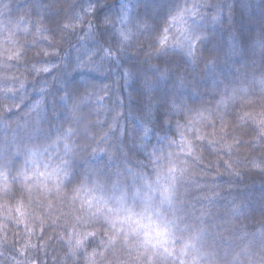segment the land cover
<instances>
[{
	"label": "trees",
	"instance_id": "trees-1",
	"mask_svg": "<svg viewBox=\"0 0 264 264\" xmlns=\"http://www.w3.org/2000/svg\"><path fill=\"white\" fill-rule=\"evenodd\" d=\"M184 2L0 0V264H57V250L41 241L17 251L28 237L9 208L29 161L62 152L127 179L178 169L183 208L222 243L264 239V137L238 122L242 94L217 64L178 69L186 50L160 54L145 32L148 8L167 15ZM198 3L210 37L194 45L197 63L201 49L209 59L234 53L240 13L264 8V0ZM179 16L168 35L180 42L193 22Z\"/></svg>",
	"mask_w": 264,
	"mask_h": 264
},
{
	"label": "clouds",
	"instance_id": "clouds-1",
	"mask_svg": "<svg viewBox=\"0 0 264 264\" xmlns=\"http://www.w3.org/2000/svg\"><path fill=\"white\" fill-rule=\"evenodd\" d=\"M202 6L185 0L167 15L163 6L154 15L148 8L145 32L153 35L160 54L184 51L175 34L168 35L181 13L193 22L194 36L206 37L202 41L210 37L199 25ZM231 32L237 42L234 53L223 51L209 59L210 51L201 49L198 63L194 53L177 56V68L195 72L197 64H217L226 86L242 94L238 122L264 137V8L241 12ZM199 100L195 94L187 96L190 104ZM159 120L168 126L164 114ZM29 162L9 208L28 237L17 249L21 255L41 241L57 250V264H264V239L224 244L183 208V173L178 169L127 179L90 171L70 152Z\"/></svg>",
	"mask_w": 264,
	"mask_h": 264
},
{
	"label": "snow or ice",
	"instance_id": "snow-or-ice-1",
	"mask_svg": "<svg viewBox=\"0 0 264 264\" xmlns=\"http://www.w3.org/2000/svg\"><path fill=\"white\" fill-rule=\"evenodd\" d=\"M125 18H126V13H125ZM182 19V16H177L175 20H180ZM125 39L128 38L127 35L124 36ZM203 39H206V37L202 36H194L191 32H185L183 34V39L180 41L181 46L186 50L187 54L191 56L194 52V45L196 44L197 41H202ZM167 40V36L163 37L161 40V43H164Z\"/></svg>",
	"mask_w": 264,
	"mask_h": 264
},
{
	"label": "rangeland",
	"instance_id": "rangeland-1",
	"mask_svg": "<svg viewBox=\"0 0 264 264\" xmlns=\"http://www.w3.org/2000/svg\"><path fill=\"white\" fill-rule=\"evenodd\" d=\"M128 2H129V0H122L123 7H125V8L129 7ZM123 19H126L125 18V12H123Z\"/></svg>",
	"mask_w": 264,
	"mask_h": 264
}]
</instances>
